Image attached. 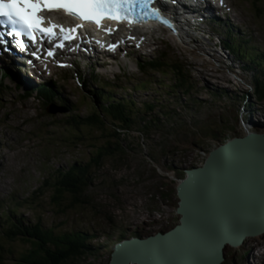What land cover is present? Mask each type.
Wrapping results in <instances>:
<instances>
[{
	"label": "rangeland",
	"instance_id": "374dc122",
	"mask_svg": "<svg viewBox=\"0 0 264 264\" xmlns=\"http://www.w3.org/2000/svg\"><path fill=\"white\" fill-rule=\"evenodd\" d=\"M240 4L245 15L253 16L257 23L252 31L258 33L261 46L250 51L262 54L256 57L264 61V0H241ZM256 6L258 11L254 10ZM174 46L171 54L191 69L190 92L184 95L165 88L173 75L153 82L155 74L146 81L145 90L124 87L111 91L131 94L127 102L132 103L131 114H135L130 119L134 122L111 140L100 165L90 168L89 182L77 199L65 193L59 203H54L53 180L45 184L46 179L57 167H68L74 161L84 164L95 154L106 143L102 127L81 126L79 136L72 134L65 120L68 111L58 107L60 102L56 110L66 111L58 115L64 123L63 131L49 122L39 129L42 119L35 118L31 108L19 113L13 110L0 119V192L23 189L16 213L31 221L40 220L57 232L84 229L95 235L94 252L69 264H109L112 247L123 236H143L172 227L179 221L176 184L185 176V168L202 164L204 152L244 134L245 127L264 130V99L253 97L251 72L243 70L246 65H254L253 61H239L231 53L226 57L224 52L198 53L177 43ZM60 85L72 97L71 91ZM246 92L250 95L245 96ZM59 93L66 97L63 90ZM79 95L82 93L77 92ZM68 103L78 105L77 111L82 114L94 107L91 95ZM149 120L154 123L149 124ZM106 127L111 132L113 125L108 122ZM0 243L12 250L4 252L9 264L30 245L20 239ZM220 264H264V234L251 241L247 238L240 246H228Z\"/></svg>",
	"mask_w": 264,
	"mask_h": 264
},
{
	"label": "water",
	"instance_id": "95a60500",
	"mask_svg": "<svg viewBox=\"0 0 264 264\" xmlns=\"http://www.w3.org/2000/svg\"><path fill=\"white\" fill-rule=\"evenodd\" d=\"M177 181L179 221L116 241L109 264H220L228 246L264 234V130L245 127Z\"/></svg>",
	"mask_w": 264,
	"mask_h": 264
},
{
	"label": "trees",
	"instance_id": "16d2710c",
	"mask_svg": "<svg viewBox=\"0 0 264 264\" xmlns=\"http://www.w3.org/2000/svg\"><path fill=\"white\" fill-rule=\"evenodd\" d=\"M249 57L256 64L249 65V71L252 76L253 97L260 101L264 99V63L257 59L254 55H244ZM173 80L170 84H164L165 88L182 91L185 94L190 92L191 69H186V64L176 66L172 70ZM249 95V93H245ZM128 97H109L105 103L100 104L98 109L93 108L89 113L80 115L71 113L67 120L71 133L79 136L82 127H102L106 132L103 133L104 145H100L95 154L89 157L87 161L72 162L68 167H57L55 173L46 179L52 181L51 200L59 203L60 198L65 193H70L77 199L78 195L86 188L90 179V168L94 165L99 166L101 157L110 150L111 140H115L120 136V131L128 128L131 122H134L133 114H131L132 103L127 102ZM1 100V98H0ZM2 103H0V106ZM113 125L112 131L107 130V123ZM142 122H145L143 119ZM149 124L154 120H149ZM87 134V129L83 131ZM68 137H72L70 135ZM224 142V141H222ZM221 142V143H222ZM109 147V148H108ZM41 189V187H39ZM11 216V217H10ZM4 235V236H3ZM94 233L84 229H72L63 232H57L52 227H46L40 220L31 221L22 216H16L14 212H9L6 225L0 233L2 240L14 241L20 239L30 243L27 249L20 251L11 264H69L75 258L84 257L88 253H93L95 247L92 244ZM8 249L4 244L0 243V264H9L5 261L4 252ZM6 252L11 253L8 249ZM8 253V254H9Z\"/></svg>",
	"mask_w": 264,
	"mask_h": 264
},
{
	"label": "snow or ice",
	"instance_id": "6c2138e0",
	"mask_svg": "<svg viewBox=\"0 0 264 264\" xmlns=\"http://www.w3.org/2000/svg\"><path fill=\"white\" fill-rule=\"evenodd\" d=\"M140 2L152 3V0H0V18H4L0 19V23L11 24L13 32H17L18 27L21 32L26 29H39L45 33H51L56 25L47 29L41 27L44 17L40 13L44 10L64 8L69 14H79L83 19L100 23L104 13L111 11L106 6ZM153 11L159 12V9H153ZM112 18L115 19L118 16L113 15ZM18 43L24 46L22 42ZM52 54L50 51L49 55Z\"/></svg>",
	"mask_w": 264,
	"mask_h": 264
},
{
	"label": "bare ground",
	"instance_id": "6f19581e",
	"mask_svg": "<svg viewBox=\"0 0 264 264\" xmlns=\"http://www.w3.org/2000/svg\"><path fill=\"white\" fill-rule=\"evenodd\" d=\"M205 63H207V62H205ZM203 64H204V61H203ZM208 65V64H207ZM258 236H260L261 237V235H258ZM258 236H250V237H247L248 238V241L250 240H255ZM262 236H263V234H262Z\"/></svg>",
	"mask_w": 264,
	"mask_h": 264
},
{
	"label": "built area",
	"instance_id": "2783aa9c",
	"mask_svg": "<svg viewBox=\"0 0 264 264\" xmlns=\"http://www.w3.org/2000/svg\"><path fill=\"white\" fill-rule=\"evenodd\" d=\"M205 153V155H206V152H204Z\"/></svg>",
	"mask_w": 264,
	"mask_h": 264
}]
</instances>
